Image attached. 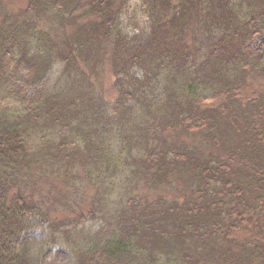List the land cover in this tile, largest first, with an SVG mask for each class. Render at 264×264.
<instances>
[{
    "label": "trees",
    "instance_id": "trees-1",
    "mask_svg": "<svg viewBox=\"0 0 264 264\" xmlns=\"http://www.w3.org/2000/svg\"><path fill=\"white\" fill-rule=\"evenodd\" d=\"M129 1L0 0V264H264V0Z\"/></svg>",
    "mask_w": 264,
    "mask_h": 264
},
{
    "label": "rangeland",
    "instance_id": "rangeland-1",
    "mask_svg": "<svg viewBox=\"0 0 264 264\" xmlns=\"http://www.w3.org/2000/svg\"><path fill=\"white\" fill-rule=\"evenodd\" d=\"M5 3L9 4V10H17L19 5H14V3L20 4V0H3ZM141 0H130L127 3V10L123 14V29L124 32H127L129 35L136 34L140 32L144 27V21L146 20L145 15L141 12ZM37 27L29 26V33H36ZM29 34V35H30ZM29 37H26V39ZM249 48H246V52L256 51L261 49L264 46V36H258L250 41L248 44ZM63 64L58 61L56 62L47 72L44 79L35 85H22V80L19 79L18 84L22 86L23 93L25 94L28 100L35 99L37 97L42 96L46 93L49 88L52 86L54 81L59 77L60 72L62 70ZM107 81V80H106ZM111 91L107 87V95H109ZM10 102V98L0 92V104H7ZM28 103V102H27ZM26 103V104H27ZM60 218V217H59ZM87 226L92 230L97 229L100 226L99 220L89 221ZM43 236V232L37 231L35 232V237L40 239ZM73 261V257L70 252L65 249L62 245L55 247L54 249H49L42 256V264H71Z\"/></svg>",
    "mask_w": 264,
    "mask_h": 264
}]
</instances>
